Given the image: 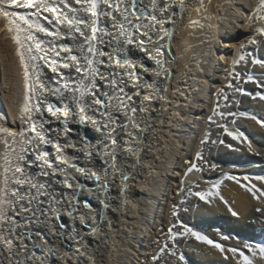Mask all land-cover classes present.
<instances>
[{
  "label": "bare ground",
  "instance_id": "1",
  "mask_svg": "<svg viewBox=\"0 0 264 264\" xmlns=\"http://www.w3.org/2000/svg\"><path fill=\"white\" fill-rule=\"evenodd\" d=\"M207 2L208 0H205V3ZM145 3H148V0H145ZM257 3L258 0H211L206 12L198 13L193 10L190 15L186 12L182 20H177L169 57L172 60L170 67L173 75L171 82L167 83L168 99L160 98L151 102V106L158 109L151 113L155 117L153 128L156 129L154 133L151 130L149 132L151 151H145L141 157L143 162L139 167L133 169L122 165L124 174L132 177L129 180L124 181L117 174L114 183H110L108 189L96 190L94 172L98 173L104 166L100 158L103 155V146L96 144L98 139L103 138L102 133L96 132L95 126L90 121L80 123L72 115L66 117L65 125L62 112L58 113L59 119L51 118L52 124L45 127L60 129L58 136L62 149L59 153L56 152L54 144L57 134L49 132L48 138L53 141V145L46 150L52 154L49 159L53 160V168L59 169L57 175L50 179L63 181L67 178L73 184V188L67 189L61 185L58 186V190L68 193L69 196H75L76 201L58 207L52 219L41 217L44 223L33 227L31 240L25 238L24 242L28 244L29 251L35 252L32 264H155L151 257L156 255L166 243L170 246V249H167L176 253L170 255L177 264H238L239 257L228 252L229 248L235 247L238 251L250 254L244 247L246 244L264 243V221L260 225L262 229L259 235L249 233V226L246 225L251 217L264 219V212L256 211L257 208L264 209V195L257 191L256 196L259 199H256L247 190L252 185H255L256 189L264 190V182L255 179L257 176H264V128L248 119L247 116L252 115L248 113L241 114V118L234 124L220 116H213V121L208 119L216 108L217 91L223 89L224 94L228 95L234 90L233 87H228L229 82L234 78L229 74L233 69L240 74L234 78L236 80L240 76L246 78L243 76L244 71L254 74L258 79H264V70L259 69L258 66L253 68L250 62L247 65L244 62L235 66L232 64L234 59L249 52H252L253 56L264 58V43L248 42L253 38L264 41V37L255 34L254 29L257 25L248 23V13L254 10ZM218 4L219 8H217ZM16 11L28 15L30 19H38L45 27L55 31L44 19V16H48L54 22L55 17L51 13L32 16L31 13L35 9ZM205 16L210 19H204ZM190 19L199 20L200 23L190 25ZM201 24L203 27L200 26ZM60 27L64 30L63 26ZM157 27L173 26L166 24ZM36 35L46 42L45 47L50 41L55 45V50L60 52L59 57L55 55V51L49 52L38 62L42 66L45 78H48L53 75L48 64L52 60H63L67 56V53L59 47L60 44L73 42L62 35L60 37H50L44 33H36ZM167 39L165 37L160 44H166ZM15 49L14 42L5 39V34L0 33V116L4 117L3 127L19 131L20 109L25 88L23 68L15 55ZM135 55L143 54L137 52ZM197 61L201 62L200 67L204 69L203 72L197 69ZM146 63L150 68L154 67L153 61ZM56 67L57 72L64 77L76 76L72 69H64L59 65ZM132 71L139 72L145 81L158 79L154 72L145 73L143 69ZM57 79L60 77L58 76ZM52 86H62V81L59 85L54 81ZM175 89L180 91H174ZM147 91L150 90L145 88L141 94ZM233 93L236 98L244 99L235 90ZM45 96L50 101L55 98L50 94ZM161 96L163 97L164 93H161ZM223 101L222 99L220 104ZM42 111L45 118L50 117L46 108H42ZM252 113L257 117H264V106H255L252 108ZM137 116V122H140V114L138 113ZM225 125L229 131L244 132L251 141L254 151L248 150L246 142L241 143L230 136H223L226 132L223 127ZM23 127L27 129L28 124L25 123ZM210 131L220 134L226 142L222 146L221 138L214 143L215 146L213 145L214 151L217 152L214 156L217 161L212 164H217L218 168L203 169L201 172L193 171L184 179L183 173L188 167L185 161L196 162L195 154L201 145L200 141ZM26 134L31 135V133ZM85 134H90L91 138L84 140ZM7 139L11 141V137ZM64 145L68 146L64 147ZM4 150V144L0 143V153ZM90 151L93 153L92 157L88 156ZM56 155L63 156L67 163L56 161L54 159ZM72 164L84 171L77 172L71 167ZM32 171L37 169L33 167ZM245 177L248 179L246 180ZM107 179L112 181L113 178L109 176ZM80 184L85 185L83 190L80 189ZM196 184L198 189L204 188L200 191L208 193V200L202 201L193 195L191 207L183 213V218L174 217L173 205L177 206V210H181L180 202L187 193L186 190H192ZM125 185L127 190L121 192V188ZM215 185L219 187L216 188ZM89 189L93 191L90 192ZM198 189L195 188L196 192L199 191ZM101 192L105 195L100 196ZM87 195L91 196L90 203L95 211L83 207ZM97 196L109 205L107 209ZM64 199L67 200L68 197ZM229 208L237 215L233 216ZM101 212L104 213L103 216ZM180 220L183 221V225L179 224ZM173 225L176 227H172ZM170 227L173 232L181 233L176 237L178 241L176 245L175 242L171 244L169 240ZM185 227H191L193 231L200 232L214 243H220L225 251L221 252L192 235L186 237L183 234ZM36 232H40L41 235L37 236ZM36 244L39 245L38 248L34 247ZM177 247L180 250L178 252H176ZM178 254L184 256V261L179 259Z\"/></svg>",
  "mask_w": 264,
  "mask_h": 264
},
{
  "label": "snow or ice",
  "instance_id": "2",
  "mask_svg": "<svg viewBox=\"0 0 264 264\" xmlns=\"http://www.w3.org/2000/svg\"><path fill=\"white\" fill-rule=\"evenodd\" d=\"M210 4L211 0L207 3L205 0H148V3H145V0H0V22H2L0 33H4L5 39H11L16 45L15 55L23 68L25 88L19 117L20 130L3 127L4 117L0 116V143L5 146L4 152L0 153V161H2L0 162L2 169L0 171V264H32L35 252L29 251L28 244L24 242L25 238L31 240L33 227L44 223L41 217L52 219L58 207L76 201L75 196H69L68 193L58 190V186L61 185L67 189L73 188V184L67 178L63 181L50 179L57 175L59 169L53 168V160L49 159L52 154L46 150L53 145V141L48 138L49 132L57 134L54 144L56 152L59 153L62 149L58 136L60 129L45 127L52 124L51 118L59 119L58 113L62 112L65 125L66 117L72 115L77 122L90 121L95 126V131L102 133L103 138L98 139L96 144L103 146V155L100 158L104 166L98 173L94 172L96 190L108 189L110 183H114L117 174L124 181L132 178L124 174L123 166L133 169L139 167L143 162L142 155L146 150L151 151L149 132L156 131L153 128L155 117L151 113L158 111L151 106V102L160 98L168 99L167 83L171 82L173 75L170 67L172 60L169 57L177 20H182L186 12L190 15L193 10L198 13L206 12ZM219 7L218 4L217 8ZM18 9H35L31 13L32 16L51 13L55 17L54 22L48 16H44V19L55 31L45 27L38 19H30L28 15L16 11ZM248 16V23L257 25L254 29L255 34L264 37V0H258ZM203 18L210 19L207 16ZM199 23V20L190 19V25ZM166 24L173 27H157ZM60 26H63L64 30ZM200 26L203 27L202 24ZM160 32L163 34H158ZM36 33H44L50 37L62 35L73 42L59 46L67 56L63 60H52L48 64L53 73L48 78H45L42 66L38 62L49 52L55 51L57 57L60 56V52L55 50V45L50 41L45 47L46 42L38 38ZM165 37L168 38L167 43L160 44ZM248 42L264 43L255 38ZM137 52L143 55L136 56ZM249 60L253 68L258 66L259 69L264 70V58L257 56L248 58L240 55L238 59L232 61V64L235 66L244 62L247 65ZM146 61H153L154 67L150 68ZM200 64L201 62L197 61V69L203 72L204 69ZM56 65L64 69H72L76 76L64 77L57 72ZM117 69L124 71L117 72ZM133 69H143L145 73L154 72L158 79L145 81L143 76L137 71H132ZM229 74L234 78L240 75L234 69ZM58 76L60 79H57ZM54 81L58 85L62 81V86L53 87ZM245 82L253 83L260 91L251 93L237 87V92L252 99L264 100V79L248 74ZM232 86L229 82L228 87ZM145 88L150 91L142 95V90ZM161 93H164L163 97ZM45 94H50L59 100L62 109L48 100ZM216 95V108L212 116L208 117L209 121H213V116L235 115L218 111L221 107L220 99L227 101L228 96L224 94L223 89L218 90ZM42 108H46L47 113L50 114L49 118H45ZM138 113L140 122H137ZM247 118L264 128V117L251 115ZM25 123L28 124L27 129L23 127ZM223 127L233 140L246 142L248 150L254 151L251 141L244 132L229 131L226 125ZM7 137H11V141ZM200 143H208L207 133ZM72 146H75L74 141ZM125 153L126 156L123 155ZM92 155L91 151L88 152L89 157ZM54 159L67 163L60 155H56ZM195 159L203 161L200 151L196 152ZM130 161L134 162L129 163ZM185 163L188 167L183 173L184 179L193 171L203 170L202 166L192 161ZM33 167L37 171H32ZM71 167L77 172L84 171L75 164ZM209 167L215 169L217 165L212 164ZM109 176L113 178L112 181L107 179ZM245 179L247 180L248 177ZM255 179L264 182V176H257ZM79 187L83 190L85 185L80 184ZM126 190V185L121 188V192ZM247 190L256 199H259L256 196L257 191L264 195V190L256 189L255 185L248 187ZM89 191L92 192L93 189ZM103 195L105 193L101 192L100 196ZM195 195L202 201L208 200L206 192L198 191ZM100 196H97V199H100ZM64 197L68 199L65 200ZM100 203L105 209L109 207L103 199H100ZM83 207L89 211L96 210L87 200L83 202ZM73 210H76L75 205ZM229 211L233 216L237 215L231 208ZM256 211L264 212V209L257 208ZM100 214L104 215L103 212ZM172 215L178 216L176 205H173ZM172 227L168 229V233L174 242L181 233L173 232ZM183 234H190L221 252L225 251L220 243H214L207 236L193 231L191 227H185ZM36 235L40 236L41 233L36 232ZM34 247L38 248L39 245L36 244ZM244 247L250 254L238 251L235 247L227 251L239 257L238 264H264V243L246 244ZM167 248L168 245L165 244L156 255L151 257V260L155 264H161ZM170 254L176 255L175 252ZM179 259L184 261L185 258L181 255Z\"/></svg>",
  "mask_w": 264,
  "mask_h": 264
},
{
  "label": "rangeland",
  "instance_id": "3",
  "mask_svg": "<svg viewBox=\"0 0 264 264\" xmlns=\"http://www.w3.org/2000/svg\"><path fill=\"white\" fill-rule=\"evenodd\" d=\"M245 56L246 57H248V58H250L251 56H253V53L252 52H249V53H247V54H245ZM249 62H250V60H249ZM236 72H238V71H236ZM249 73H247V71H244L243 72V76H247ZM257 78V77H256ZM245 79L246 78H242L241 76L238 78V80H236V79H234L233 78V81L231 82L232 83V87H233V89L236 91V88L237 87H239V88H241V89H244L245 91H247V92H251V93H256L257 91H260V89H255V86L256 85H254L253 83H251V82H245ZM233 90V91H234ZM233 91L230 93V94H228L227 96H228V100L227 101H223V103L221 104V107L219 108L220 109V111L221 112H224V113H234L235 115H232V116H230L229 117V115H225V117H223V118H225V119H228L229 120V122H233V121H235V123L236 122H238V119L239 118H241V114H243V113H248V114H252L253 115V113H252V108H254L255 106H264V100H260V99H252L250 96H248V95H245V94H242L241 92H237L236 91V93H238V94H240V96H241V98H244V99H238V98H236L235 96H234V93H233ZM227 91H226V89H225V93H226ZM233 96V97H232ZM236 98V99H235ZM232 99V100H231ZM222 100V99H221ZM220 100V101H221ZM231 101V103H228V102H230ZM229 105V107H228V105ZM228 108V109H227ZM229 110V111H228ZM219 111V110H218ZM228 117V118H227ZM225 119H223V120H225ZM230 127V126H229ZM212 133V134H211ZM208 137L211 139V141H210V139L208 138V142L209 143H207V144H201L200 146H199V149H201V150H199L198 149V151H200L202 154H203V161H198V160H196V164H198V166H202V168L203 169H210L211 167H209V165H212V162H215V161H217V159H216V157H214V156H216V154H217V152L216 151H214V149H213V145L215 146V144L214 143H216L219 139H221L222 137H220V134H218V133H215V132H213V131H210L209 133H208ZM214 135V136H213ZM223 136H228L227 135V132H224L223 133ZM221 141H223V143H221L222 144V146L226 143L225 142V140L222 138V140ZM203 145V146H202ZM219 145L217 144V147H218ZM203 149H204V151H203ZM209 149V150H208ZM207 151V152H206ZM211 151V152H210ZM210 152V153H209ZM221 152V151H220ZM207 153H209V154H207ZM210 154H211V156H210ZM215 154V155H214ZM264 154V153H263ZM205 155V156H204ZM209 155V156H208ZM207 156H208V158H207ZM206 157V158H205ZM208 159V160H207ZM216 159V160H215ZM214 160V161H213ZM205 161V162H204ZM261 161H263V160H261ZM198 162V163H197ZM205 163H206V165H205ZM209 164V165H208ZM215 165H217V164H215ZM216 168H218V165H217V167ZM212 169V168H211ZM243 183H246V182H243ZM198 187V185L196 184V185H194V188L191 190V189H189V190H186V192L187 193H185V195H184V197H183V199H182V201L180 202V207H182L183 208V210H182V208H180L181 210H177L178 211V218L179 217H182L183 218V213H185V211H187L188 209H190V202H191V198H193V195H195V193H196V190H195V188L196 189H198L197 187ZM201 188V187H200ZM202 189H204V188H201V189H198L199 191L200 190H202ZM191 193V194H190ZM190 196H192V197H190ZM190 198V199H189ZM184 200H185V202H184ZM182 211V212H181ZM181 213V214H180ZM263 214V213H262ZM181 219V218H180ZM182 220V219H181ZM179 221L180 223V225H183V221ZM260 220V221H259ZM262 221H264V219L262 218V219H259V218H257V217H251V219H249L248 221H247V224L246 225H248L249 226V233L251 232L252 234H257V235H259L260 234V229H262V227L260 226V225H262L263 224V222ZM260 222V223H259ZM189 236H191L190 234H188V235H186V237H188L189 238ZM169 240L171 241V244H174V242H175V244L174 245H176L177 243H178V241H177V239L174 241V242H172L173 240L172 239H170V237H169ZM167 244V243H166ZM164 245L165 244H163L162 246L164 247ZM168 245V244H167ZM162 246H161V248H162ZM183 248V247H182ZM181 247H180V249H182ZM168 249H170V246L168 245ZM168 249H166L165 250V253L163 254L164 256H162V261H161V264H174L175 262L173 261V258H172V256L170 255V250H168ZM176 249V248H175ZM184 249V248H183ZM166 251H168V252H166ZM178 251H180L179 250V247H177V249H176V252H178ZM180 254H178V257H180L179 256ZM175 264H177V262L175 263Z\"/></svg>",
  "mask_w": 264,
  "mask_h": 264
},
{
  "label": "water",
  "instance_id": "4",
  "mask_svg": "<svg viewBox=\"0 0 264 264\" xmlns=\"http://www.w3.org/2000/svg\"><path fill=\"white\" fill-rule=\"evenodd\" d=\"M65 43H70V42H63V43H61L60 45H62V44H65ZM51 102H53L54 104H56L57 105V107H62L61 106V103L59 102V100H57L56 98H52L51 99ZM91 138V135L90 134H85L84 136H83V139L84 140H87V139H90ZM85 200H87V201H91L92 200V198H91V196L90 195H87V196H85Z\"/></svg>",
  "mask_w": 264,
  "mask_h": 264
},
{
  "label": "built area",
  "instance_id": "5",
  "mask_svg": "<svg viewBox=\"0 0 264 264\" xmlns=\"http://www.w3.org/2000/svg\"><path fill=\"white\" fill-rule=\"evenodd\" d=\"M63 227V225H61Z\"/></svg>",
  "mask_w": 264,
  "mask_h": 264
}]
</instances>
